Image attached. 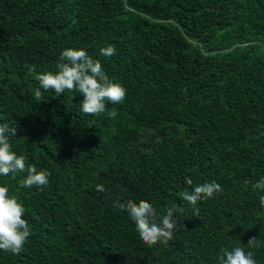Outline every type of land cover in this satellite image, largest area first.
<instances>
[{"label": "trees", "instance_id": "16d2710c", "mask_svg": "<svg viewBox=\"0 0 264 264\" xmlns=\"http://www.w3.org/2000/svg\"><path fill=\"white\" fill-rule=\"evenodd\" d=\"M66 48L99 60L124 102L86 115L78 93L36 96ZM0 124L50 173L43 190L0 176L31 232L0 264H217L236 246L264 264V0H0ZM212 181L222 192L194 216L181 193ZM118 197L175 205L184 229L149 246Z\"/></svg>", "mask_w": 264, "mask_h": 264}, {"label": "clouds", "instance_id": "9594fccd", "mask_svg": "<svg viewBox=\"0 0 264 264\" xmlns=\"http://www.w3.org/2000/svg\"><path fill=\"white\" fill-rule=\"evenodd\" d=\"M116 54L114 46L109 45L100 49V55L110 57ZM55 71H44L35 74L39 83L36 96L42 97L44 92L53 90L58 97L63 93H78L83 96L80 110L86 115H99L106 112V103L122 104L126 98V89L114 82L104 71L101 62L89 56L83 49L66 48L56 62ZM43 90V91H42ZM115 116L113 109L110 113ZM16 134L15 128L7 124H0V176H11L15 179L17 173H26L20 182V187L39 190L49 184L50 173L46 169L38 170L35 165L26 164L23 155H17L12 150L10 137ZM185 183L192 185L191 178L186 177ZM245 185L251 183L245 181ZM255 189L264 190V177L252 185ZM98 192H105L103 185H97ZM222 192L221 186L215 181L194 186L189 191L181 193L183 200L194 207V216L199 215V208L195 206L201 200L212 198L214 194ZM117 198L116 207L128 213L134 222L135 229L142 241L149 246L157 243H167L174 238V234L184 229L174 218L177 206L166 207L163 214L157 212L149 202L141 199ZM264 206V195L259 197ZM25 208L15 195H9L7 186H0V251L19 254L30 236L28 221L22 218ZM254 238L248 244L253 245ZM217 264H257L252 251L246 252L243 247H223L217 256Z\"/></svg>", "mask_w": 264, "mask_h": 264}]
</instances>
